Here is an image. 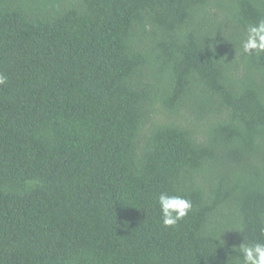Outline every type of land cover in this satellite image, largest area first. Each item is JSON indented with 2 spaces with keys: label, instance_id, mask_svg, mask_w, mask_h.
I'll return each instance as SVG.
<instances>
[{
  "label": "trees",
  "instance_id": "obj_1",
  "mask_svg": "<svg viewBox=\"0 0 264 264\" xmlns=\"http://www.w3.org/2000/svg\"><path fill=\"white\" fill-rule=\"evenodd\" d=\"M264 0H0V264H228L264 242ZM188 198L174 227L156 197Z\"/></svg>",
  "mask_w": 264,
  "mask_h": 264
},
{
  "label": "clouds",
  "instance_id": "obj_2",
  "mask_svg": "<svg viewBox=\"0 0 264 264\" xmlns=\"http://www.w3.org/2000/svg\"><path fill=\"white\" fill-rule=\"evenodd\" d=\"M240 55H264V19L246 26L245 37L240 41ZM6 76L0 74V85L6 83ZM160 221L164 227H174L191 211L192 203L185 196L161 191L156 197ZM264 234V228L261 229ZM228 264H264V242L259 240L233 246Z\"/></svg>",
  "mask_w": 264,
  "mask_h": 264
}]
</instances>
